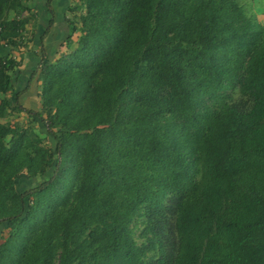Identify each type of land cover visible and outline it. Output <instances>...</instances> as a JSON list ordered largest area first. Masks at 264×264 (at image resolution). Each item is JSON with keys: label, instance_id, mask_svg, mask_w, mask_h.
Listing matches in <instances>:
<instances>
[{"label": "trees", "instance_id": "trees-1", "mask_svg": "<svg viewBox=\"0 0 264 264\" xmlns=\"http://www.w3.org/2000/svg\"><path fill=\"white\" fill-rule=\"evenodd\" d=\"M50 1L38 63L12 99L17 63L0 58V120L43 123L56 154L52 165L0 122V264H264V27L238 0H99L105 14L82 16L54 57ZM20 26L2 21L0 39ZM32 81L42 111L20 103Z\"/></svg>", "mask_w": 264, "mask_h": 264}, {"label": "rangeland", "instance_id": "rangeland-1", "mask_svg": "<svg viewBox=\"0 0 264 264\" xmlns=\"http://www.w3.org/2000/svg\"><path fill=\"white\" fill-rule=\"evenodd\" d=\"M46 1L23 0L25 10L21 11L20 14L16 15L15 11L7 10L6 8H3L0 13V23L2 21H12L16 17L19 21L23 22V26H20L18 30L14 31L9 29L10 32L5 41L6 43L0 39V58L11 56L17 63V66L10 73L13 90L7 93V99H12L17 92L21 91L27 85L30 74L38 63L40 38L45 31L50 17L46 9ZM238 2L243 8L245 16L255 27H264V0H238ZM50 6L56 17L53 27L49 29L43 41L45 43V49L48 52L50 51L52 53L55 50L54 57L66 55L75 46L81 34L80 19L82 16L96 21L105 14V8L99 0H89L85 4H83V0H51ZM63 19L64 21H68V26L62 21ZM68 35L69 38L67 39ZM59 45H62L60 49ZM39 87V82L32 81L29 91L20 99L21 105L42 111L40 101L35 94ZM4 97V95L1 96V98ZM230 98L238 101L240 98L239 92L235 90ZM45 114V112H42L47 122ZM0 122L22 130L27 140L33 142L36 147L45 149L51 155V160L54 161L52 165H54L56 161L54 151L55 141L47 135L43 123L18 111H8ZM6 142H8V138ZM44 171L45 174L36 175L34 178H30L24 172L20 173L13 181L15 190L21 193L42 182L49 174L48 168ZM130 227L136 244L141 245L143 239L139 237V234L143 228L142 219L134 220ZM6 232V229L0 226V243L6 237Z\"/></svg>", "mask_w": 264, "mask_h": 264}]
</instances>
